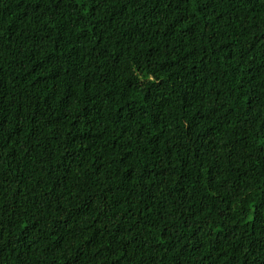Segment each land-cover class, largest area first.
Masks as SVG:
<instances>
[{
  "label": "trees",
  "instance_id": "16d2710c",
  "mask_svg": "<svg viewBox=\"0 0 264 264\" xmlns=\"http://www.w3.org/2000/svg\"><path fill=\"white\" fill-rule=\"evenodd\" d=\"M0 264H264V0H0Z\"/></svg>",
  "mask_w": 264,
  "mask_h": 264
}]
</instances>
